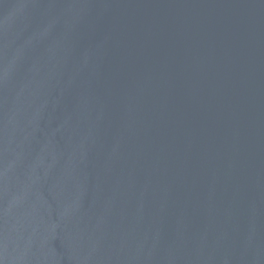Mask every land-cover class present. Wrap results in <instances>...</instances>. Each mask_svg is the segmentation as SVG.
<instances>
[{
  "label": "water",
  "instance_id": "95a60500",
  "mask_svg": "<svg viewBox=\"0 0 264 264\" xmlns=\"http://www.w3.org/2000/svg\"><path fill=\"white\" fill-rule=\"evenodd\" d=\"M0 264H264V0H0Z\"/></svg>",
  "mask_w": 264,
  "mask_h": 264
}]
</instances>
